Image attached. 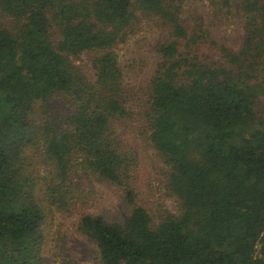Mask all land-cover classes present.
Instances as JSON below:
<instances>
[{
  "label": "trees",
  "instance_id": "1",
  "mask_svg": "<svg viewBox=\"0 0 264 264\" xmlns=\"http://www.w3.org/2000/svg\"><path fill=\"white\" fill-rule=\"evenodd\" d=\"M182 1L0 0L13 26L0 27V264H44L48 215L90 178L122 188L119 215L77 219L99 264H264V0H241L226 62L201 51ZM149 17L159 60L129 95L113 47ZM83 52L94 79L74 63ZM135 109L177 216L137 202Z\"/></svg>",
  "mask_w": 264,
  "mask_h": 264
},
{
  "label": "rangeland",
  "instance_id": "2",
  "mask_svg": "<svg viewBox=\"0 0 264 264\" xmlns=\"http://www.w3.org/2000/svg\"><path fill=\"white\" fill-rule=\"evenodd\" d=\"M240 2L241 0L182 1L181 20L187 27L191 26L202 32L206 41L201 51L210 59L226 62L223 49L234 52L239 49ZM145 19L136 22L132 33L113 47L129 95L132 86V91H137L140 82L153 74L159 60L155 47L164 37L155 18ZM0 27L13 29L11 19L0 16ZM166 35L165 33V37ZM91 57V52H83L74 59V63L88 78L94 79ZM263 73L264 71L258 73V79L264 77ZM255 110L258 116L263 115L261 100L256 103ZM128 126L131 133L129 141L137 162L131 177V185L137 192V202L147 209L153 219L166 214L177 216L180 206L168 188L167 167L147 143L136 109L133 110V119H129ZM80 191L71 208L53 211L47 217V239L42 252L44 264H99L95 245L77 230V219L83 211L111 218L119 215L114 214L118 212L121 203L122 188L90 178L81 181Z\"/></svg>",
  "mask_w": 264,
  "mask_h": 264
}]
</instances>
